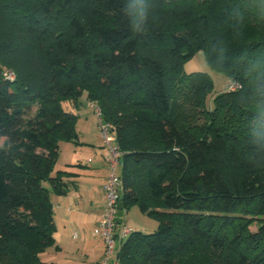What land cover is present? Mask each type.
<instances>
[{
  "label": "trees",
  "instance_id": "obj_1",
  "mask_svg": "<svg viewBox=\"0 0 264 264\" xmlns=\"http://www.w3.org/2000/svg\"><path fill=\"white\" fill-rule=\"evenodd\" d=\"M200 50L239 85L211 109V80L183 73ZM257 60L264 0H0V264L57 248L50 194L75 174L54 166L78 143L61 102L83 94L113 129L121 208L158 221L118 264H264V140L243 107Z\"/></svg>",
  "mask_w": 264,
  "mask_h": 264
},
{
  "label": "crops",
  "instance_id": "obj_2",
  "mask_svg": "<svg viewBox=\"0 0 264 264\" xmlns=\"http://www.w3.org/2000/svg\"><path fill=\"white\" fill-rule=\"evenodd\" d=\"M92 105L96 110V106ZM78 120L77 116V122ZM75 129L78 143H59L58 159L63 155V150L66 158L60 169L55 170L57 162L54 166V172L64 171L75 174V177L68 179L71 183L64 195L53 194L57 203L56 207L53 205L54 240L57 247L54 250L69 263L101 264L104 258V243L100 239L88 241L83 230L86 226H92L93 229L103 211L104 199L101 187L106 179L107 151L98 137L97 141H88L84 132L77 131L76 126ZM89 155L93 157V166L90 165L92 162H88ZM76 227H80V230H76ZM61 229H70L71 233L67 234L69 244L63 238H58ZM74 232H78L76 239L73 238L76 234ZM106 264H115V258Z\"/></svg>",
  "mask_w": 264,
  "mask_h": 264
},
{
  "label": "rangeland",
  "instance_id": "obj_3",
  "mask_svg": "<svg viewBox=\"0 0 264 264\" xmlns=\"http://www.w3.org/2000/svg\"><path fill=\"white\" fill-rule=\"evenodd\" d=\"M183 73L186 75L192 74H201L207 76L212 82V89L206 97L205 104L207 108H212L213 106V99L220 95L224 91H232L237 90L238 83L232 81L229 77L225 74L216 72L212 70L207 62L205 52L200 50L198 51L193 57L186 60L183 64ZM62 108L70 113H74L79 117L77 122V131L84 132L86 134L85 139L88 141H99L102 143L101 138L99 137V117L96 113L95 107L87 100L85 94L79 97L77 106H75L74 102L72 101H62L61 102ZM98 137V138H97ZM91 139V140H90ZM63 144V143H61ZM103 146V145H102ZM65 151L63 150V155L57 160V164L55 166V170L60 169L61 166L64 164ZM85 152H87L85 150ZM89 157L88 162H92V155L87 156ZM93 166V162L90 163ZM51 200L53 205L56 207L57 203L54 201L53 194H50ZM116 224L113 229V239H114V252L120 248L122 242L125 238L121 237V232L123 226L130 229V231H139L145 234L153 233L156 231L158 227V221L148 213H143L139 210L137 206H131L129 208L123 209L119 204L117 215H116ZM124 224V225H123ZM97 225L93 226V229ZM80 227H76L75 229L80 230ZM255 224L250 227V230H255ZM92 226L84 227L85 237L88 241L98 240V236L93 234ZM71 233L70 229L60 231V235L58 234V238H63V240L69 244L67 234ZM76 233V237L78 236V232ZM75 237V239H76ZM78 239V238H77ZM102 241V240H101ZM103 242V241H102ZM40 260L47 264H73L69 263L68 260L64 259L62 255L56 253L53 247L47 248L43 253L39 255ZM104 259V258H103ZM113 257L111 256L109 261H112ZM107 262V263H108Z\"/></svg>",
  "mask_w": 264,
  "mask_h": 264
},
{
  "label": "built area",
  "instance_id": "obj_4",
  "mask_svg": "<svg viewBox=\"0 0 264 264\" xmlns=\"http://www.w3.org/2000/svg\"><path fill=\"white\" fill-rule=\"evenodd\" d=\"M8 79H13L11 72H7ZM239 88V85H238ZM96 113L99 117V109L96 107ZM99 137L102 145L107 151L106 161V179L101 187L104 199L103 211L97 221V226L93 229V234L101 238L104 243V259L101 264H106L110 257L115 258L113 229L116 224V215L119 207L120 185L119 178L121 153L115 143L113 129L109 124H104L99 118ZM130 233V229L123 226L121 237L124 238ZM76 235L74 234L73 238ZM115 264H118L115 261Z\"/></svg>",
  "mask_w": 264,
  "mask_h": 264
},
{
  "label": "clouds",
  "instance_id": "obj_5",
  "mask_svg": "<svg viewBox=\"0 0 264 264\" xmlns=\"http://www.w3.org/2000/svg\"><path fill=\"white\" fill-rule=\"evenodd\" d=\"M146 10L141 9L140 15H145ZM249 87L251 91L243 97V105L250 118L246 122L249 135L252 136V143L257 140H264V61L257 60L250 65L247 72Z\"/></svg>",
  "mask_w": 264,
  "mask_h": 264
}]
</instances>
